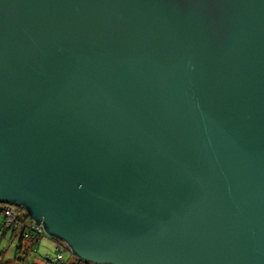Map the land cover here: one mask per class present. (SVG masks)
<instances>
[{
	"label": "water",
	"instance_id": "obj_1",
	"mask_svg": "<svg viewBox=\"0 0 264 264\" xmlns=\"http://www.w3.org/2000/svg\"><path fill=\"white\" fill-rule=\"evenodd\" d=\"M0 201L94 264H264V0H0Z\"/></svg>",
	"mask_w": 264,
	"mask_h": 264
},
{
	"label": "trees",
	"instance_id": "obj_2",
	"mask_svg": "<svg viewBox=\"0 0 264 264\" xmlns=\"http://www.w3.org/2000/svg\"><path fill=\"white\" fill-rule=\"evenodd\" d=\"M32 221L26 209L21 212L16 226L10 228L3 226V217L0 216V238L3 234L9 232L10 238L12 237V240L16 241L14 259L20 262V264H28L29 256L32 253H36L39 246L51 251L50 253L45 252L40 256V264H94L76 256L68 246H65L63 240L48 234L32 231L30 229V226L33 225ZM25 234L28 236H25ZM58 245L60 246L56 249ZM58 252L61 253L62 261L53 259ZM33 263L37 264L36 260Z\"/></svg>",
	"mask_w": 264,
	"mask_h": 264
},
{
	"label": "built area",
	"instance_id": "obj_3",
	"mask_svg": "<svg viewBox=\"0 0 264 264\" xmlns=\"http://www.w3.org/2000/svg\"><path fill=\"white\" fill-rule=\"evenodd\" d=\"M24 207L22 206H17L15 204H11V203H7V202H2L0 201V216L3 217V226L4 227H13V226H16L17 224V220L18 218L20 217V214L22 211H24ZM33 222V225L30 226V229L36 233H44V234H47L42 226V224H37L35 223L34 221ZM25 236H28L27 234H25ZM60 245H58L56 247V249L59 248ZM65 246H68L66 245L65 243ZM54 260H59V261H62V256H61V253L58 252L56 257L53 258Z\"/></svg>",
	"mask_w": 264,
	"mask_h": 264
},
{
	"label": "rangeland",
	"instance_id": "obj_4",
	"mask_svg": "<svg viewBox=\"0 0 264 264\" xmlns=\"http://www.w3.org/2000/svg\"><path fill=\"white\" fill-rule=\"evenodd\" d=\"M16 241L10 238L9 232L3 234L0 238V264H20L17 260L14 259V246ZM45 252H51L48 249H44L40 247L37 249L36 253H32L29 256L28 264H34L33 262L36 260L37 264H40L39 261L40 256H42Z\"/></svg>",
	"mask_w": 264,
	"mask_h": 264
}]
</instances>
